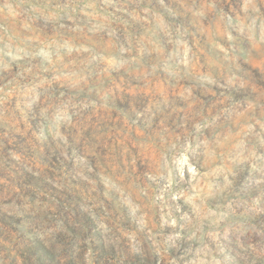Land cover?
I'll use <instances>...</instances> for the list:
<instances>
[{
  "label": "rangeland",
  "instance_id": "obj_1",
  "mask_svg": "<svg viewBox=\"0 0 264 264\" xmlns=\"http://www.w3.org/2000/svg\"><path fill=\"white\" fill-rule=\"evenodd\" d=\"M0 264H264V0H0Z\"/></svg>",
  "mask_w": 264,
  "mask_h": 264
}]
</instances>
